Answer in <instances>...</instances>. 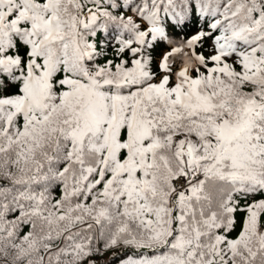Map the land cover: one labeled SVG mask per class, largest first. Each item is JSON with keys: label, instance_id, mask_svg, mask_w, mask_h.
<instances>
[{"label": "snow or ice", "instance_id": "snow-or-ice-1", "mask_svg": "<svg viewBox=\"0 0 264 264\" xmlns=\"http://www.w3.org/2000/svg\"><path fill=\"white\" fill-rule=\"evenodd\" d=\"M0 264H264V0H0Z\"/></svg>", "mask_w": 264, "mask_h": 264}, {"label": "bare ground", "instance_id": "bare-ground-1", "mask_svg": "<svg viewBox=\"0 0 264 264\" xmlns=\"http://www.w3.org/2000/svg\"><path fill=\"white\" fill-rule=\"evenodd\" d=\"M174 40H175V41H173L174 44L177 43V42H180L182 44L180 39H174Z\"/></svg>", "mask_w": 264, "mask_h": 264}, {"label": "clouds", "instance_id": "clouds-1", "mask_svg": "<svg viewBox=\"0 0 264 264\" xmlns=\"http://www.w3.org/2000/svg\"><path fill=\"white\" fill-rule=\"evenodd\" d=\"M188 66H189V67H192V66H194V65L191 64V62H188Z\"/></svg>", "mask_w": 264, "mask_h": 264}, {"label": "rangeland", "instance_id": "rangeland-1", "mask_svg": "<svg viewBox=\"0 0 264 264\" xmlns=\"http://www.w3.org/2000/svg\"><path fill=\"white\" fill-rule=\"evenodd\" d=\"M173 35H175V34H173ZM176 39H179V38H176ZM181 42L183 43V40H181ZM180 43V42H179ZM173 45H174V43H173Z\"/></svg>", "mask_w": 264, "mask_h": 264}, {"label": "trees", "instance_id": "trees-1", "mask_svg": "<svg viewBox=\"0 0 264 264\" xmlns=\"http://www.w3.org/2000/svg\"><path fill=\"white\" fill-rule=\"evenodd\" d=\"M106 258V257H105Z\"/></svg>", "mask_w": 264, "mask_h": 264}]
</instances>
